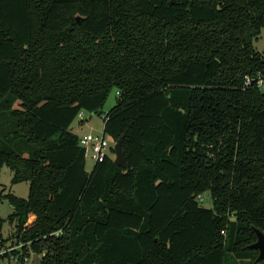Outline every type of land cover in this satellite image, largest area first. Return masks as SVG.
Listing matches in <instances>:
<instances>
[{
    "label": "trees",
    "instance_id": "16d2710c",
    "mask_svg": "<svg viewBox=\"0 0 264 264\" xmlns=\"http://www.w3.org/2000/svg\"><path fill=\"white\" fill-rule=\"evenodd\" d=\"M263 28L264 0H0V103L16 101L4 116L32 147L28 157L0 150L11 183L29 184L26 198L4 195L24 255L255 263L264 50L253 42ZM113 90L103 131L122 137L126 166L107 157L87 172L70 126Z\"/></svg>",
    "mask_w": 264,
    "mask_h": 264
},
{
    "label": "rangeland",
    "instance_id": "374dc122",
    "mask_svg": "<svg viewBox=\"0 0 264 264\" xmlns=\"http://www.w3.org/2000/svg\"><path fill=\"white\" fill-rule=\"evenodd\" d=\"M253 47L256 51L262 52L264 50V28L261 30L260 35L257 37V40L253 42ZM117 96L116 91H111L109 94L104 106L101 109L99 114H92L87 111H82V115H78L70 126L71 132L77 136H82L86 133L99 134L103 131V124L105 115L107 112L116 104ZM17 108L16 101L11 104L0 103V150L13 151L24 157L30 156L32 152V147L30 144L26 143L23 139H16L10 133L14 129V120L13 118L6 119L4 112L7 109ZM107 136V135H106ZM109 139L110 146L113 147V141ZM113 152L110 150V154ZM114 159V154L111 155ZM84 168L87 172H90L94 166V163L90 159V155H87L84 159ZM12 172L7 166L0 167V220H2V229L0 234L7 241L5 246L13 248V242H11V234L15 230V224H9L7 221L8 216L12 213V207L4 198V195L10 193L16 197L26 198L28 195V182H20L16 184L11 183ZM204 196V201L202 206L205 208L211 207V198L207 193L202 194ZM33 219V218H31ZM30 219V220H31ZM40 258L34 255L29 256V264H39ZM228 264V263H227ZM232 264V263H229ZM237 264H249L247 260L241 261ZM253 264H264V260L255 262Z\"/></svg>",
    "mask_w": 264,
    "mask_h": 264
},
{
    "label": "built area",
    "instance_id": "2783aa9c",
    "mask_svg": "<svg viewBox=\"0 0 264 264\" xmlns=\"http://www.w3.org/2000/svg\"><path fill=\"white\" fill-rule=\"evenodd\" d=\"M252 82L253 80L246 78L245 85L248 86L252 84ZM256 84L258 86L263 85V79L258 78ZM80 115L82 114L80 113ZM79 145L84 150V159L87 155H90V159L94 164L103 162L107 157H111L112 155L110 154L112 147L110 146L109 139L104 132L99 134L86 133L79 136ZM197 198L201 203L204 201L203 195H198ZM3 240L4 243L2 242ZM5 242L7 241L4 237H0V264H29V256L34 255L33 252L30 251L29 255H24L21 248L23 244H17L12 237L11 242H13V248L6 247Z\"/></svg>",
    "mask_w": 264,
    "mask_h": 264
},
{
    "label": "water",
    "instance_id": "95a60500",
    "mask_svg": "<svg viewBox=\"0 0 264 264\" xmlns=\"http://www.w3.org/2000/svg\"><path fill=\"white\" fill-rule=\"evenodd\" d=\"M95 115V114H94ZM114 149V164L119 167H125L124 155L122 151V137H120L113 146ZM256 235V241L250 244L248 247L258 252L256 262L264 260V233L259 229L253 228Z\"/></svg>",
    "mask_w": 264,
    "mask_h": 264
}]
</instances>
